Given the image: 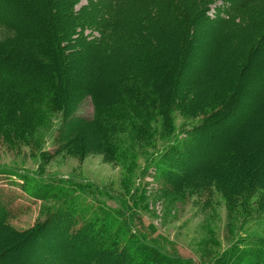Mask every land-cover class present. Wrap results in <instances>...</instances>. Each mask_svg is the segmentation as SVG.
I'll list each match as a JSON object with an SVG mask.
<instances>
[{"label":"rangeland","instance_id":"1","mask_svg":"<svg viewBox=\"0 0 264 264\" xmlns=\"http://www.w3.org/2000/svg\"><path fill=\"white\" fill-rule=\"evenodd\" d=\"M62 1L51 0L49 6L57 17L55 32L70 35L64 37L66 47L59 52L67 64L64 77L70 93L59 118L53 119L46 131L39 124L36 134L19 128L18 120L26 116L20 103L25 108L28 102L16 90L0 85V170L10 169L8 173L15 176L10 179L0 175V199L10 205L12 213L9 228L0 230V264H101L94 254L98 240L90 239L84 244L80 238L83 222L75 217L61 218L56 206L61 198L42 202L28 198L22 188L24 179L34 186H54L62 180L89 185L86 192L91 196L76 193L78 202L97 207L93 204L97 200L112 210L120 209L123 200L132 205L130 197L136 186L140 187L135 196L138 205L132 210L136 225L164 240L170 253L179 255L187 264H219L223 255L232 251H257L258 256L248 264H264V210L261 199L256 198L258 190L250 188L248 203L241 202L244 196L237 193L240 182L250 172L251 178H258L259 190L264 189V127L260 122L264 116V58L256 56L246 71L245 65L236 68L238 55L227 43L215 38L223 29V22L217 20L234 14L237 7L230 8L235 0H215L209 5L208 11L189 27L186 41L180 40L172 15L161 17L150 9L152 21L139 18L136 24H130L128 32L121 22L115 24L116 17H125L120 2L106 12L103 0H76L72 7ZM129 5L132 11V4ZM57 7L59 11H55ZM90 8L106 18L101 31L112 32L122 46L121 53L113 59L109 57L106 65L100 58L96 61L94 55L89 57L83 47L85 35L89 40L98 38L94 27L84 29L80 21ZM136 25L142 33L137 32ZM148 34L154 44H146L143 38ZM11 40L9 32L0 27V44ZM141 48L149 50L144 52ZM154 66L163 67V73L153 70ZM109 75L120 78L117 82L121 92L132 83L134 87L158 83L150 93L161 106H154V119L151 123L146 121L151 129L147 148L132 164L114 162L103 147V136L118 139L114 128L122 123L108 120L111 127L104 128L98 124L100 117L94 114V96L102 100L103 106L114 102L104 97L108 90L101 86L103 81H110ZM124 77L129 78L125 80L129 83L119 82ZM167 92L170 98H165ZM42 100L44 104L35 106L40 117L48 107V99ZM233 100L228 117L216 119L213 125L211 116L226 109ZM29 114L32 127L41 122L39 118L34 122ZM204 119L211 123L203 125L202 129H206L199 143L194 134L179 137L182 127L193 122L204 124ZM4 121L7 123L3 129ZM102 121L107 120L101 119V124ZM253 123L257 127L252 129ZM13 124L17 125L15 135L10 133ZM21 131L27 135H21ZM18 134L22 141L10 144L19 138ZM176 139L182 141L184 152L175 153L169 165L167 153ZM240 150L255 159L249 164V157L242 162ZM249 166L250 172H246ZM21 234L26 236L19 238ZM116 257L107 254L112 264H119Z\"/></svg>","mask_w":264,"mask_h":264},{"label":"trees","instance_id":"2","mask_svg":"<svg viewBox=\"0 0 264 264\" xmlns=\"http://www.w3.org/2000/svg\"><path fill=\"white\" fill-rule=\"evenodd\" d=\"M214 1L103 0L102 2L106 12H110L113 9V5L117 2L121 3V6L124 8L123 14L125 17L120 16L119 19L116 17L115 24L118 25L119 22L123 23H120V25L126 26L128 32L131 29L129 28L130 24H136L139 18L147 21L150 19V14L148 13L150 9L155 14H160L161 17L172 15L174 16L173 20L177 24L176 28L178 27L180 33V40L183 41L184 39L186 41L188 35H190L189 27L195 24V21L208 11L209 5ZM229 1L234 0H223V2ZM50 2L51 0H34L32 2L25 0H0V27L4 28L12 36L10 42L0 44V85L3 89L16 90L19 97L24 102H28V107L25 106V108L24 103H20L21 108L26 111V116L20 121L18 120L20 122L18 126L21 129H31V133L34 134H36L39 124L46 131V128L48 129L50 126V122L53 119L56 120V117L59 118L60 114L58 113L62 111L66 100L70 98V93L66 91L67 85L66 78L64 77L67 64L63 62L59 55L60 50L66 47L63 45L64 37L70 35L66 33L68 30L63 35L55 32L53 25L57 24V17L49 11ZM63 2L64 5L66 3L72 7L77 1L63 0ZM235 2L230 8L237 7L234 10V14L231 17H227V19L217 20L223 22V29L217 32L218 35H215V38L227 43L231 51L235 55H238L237 63L235 62L236 68L245 65L244 70L246 71L250 66L249 64H251L250 62L256 56L262 55L264 58V0H235ZM129 4H132V11L129 9ZM126 7H128L127 10ZM95 10L94 8H90V12L85 13L84 18L80 21L84 24V29L94 27L98 32V38L92 37L94 39L89 40L85 35L83 47L84 50L89 51V57L94 55V59H97L96 61L100 58L103 64L106 65L109 57L113 59L118 52L121 53L122 46H120L116 35L112 32L109 33L108 30L101 31V28L106 25V18L102 19L97 16ZM55 11H59L58 7ZM122 19L125 21H122ZM150 20L152 21V19ZM76 23H79V20ZM97 24L100 25L98 26ZM135 28L138 30V33H142V29H139L138 25ZM122 29L124 30V27ZM80 35L84 36L83 32ZM143 39H146V44L148 41L154 44V39L149 34L148 37ZM4 45L7 47H4ZM113 46L118 47V49H112ZM147 50L149 48H146L145 51L142 49L144 52H147ZM162 68L154 66L153 70L157 73L158 71L163 73ZM108 77H110V81H103L101 86H104L108 90L107 95L105 94L106 96L104 97H107L108 101L113 99L114 102L103 106L102 100L97 99L93 95L95 103L93 107L94 114L96 113L100 117L98 118V124L104 128L111 127L108 120L118 121L122 124L116 125L114 128V133L119 136L118 139L114 137V140H111L109 136H103V147L106 150L105 153L114 162L132 164L135 159L143 155L142 149L145 150L147 148L148 141L146 140L150 138L151 129L148 128L146 121L148 120L151 123L154 119L153 115L156 113L153 109L154 106H161L158 99L150 93L153 86L156 87L158 83L152 82L134 87V84L131 82L132 86L126 87L125 91L121 92L117 82L120 78L118 77L116 80L111 75ZM128 79L124 77V81L120 80L119 82L129 83V81H125ZM94 91H98V88H94ZM44 97L48 99V102H46L48 107L46 108L47 111H43L44 113L40 117V112L35 106L41 103L44 104L45 102L42 100ZM170 97L171 94L167 92L165 98ZM234 103L233 100L226 109L218 111L211 116L213 125L216 123V119L222 120L228 117L230 113L229 107L234 105ZM29 113L32 114L33 120L39 118L41 122L35 123V126L32 127ZM101 119L107 121H102L101 124ZM209 119H204V124L193 122L186 128L182 127L179 130L181 134L179 137L186 136L187 138L188 135L194 134L193 138H197L196 142L199 143L202 131L206 129H202L203 125L211 123L207 121ZM260 122H263L264 127V116L263 121L260 120ZM5 123L7 121L1 123L3 129ZM42 123H46L47 127L43 126ZM256 127L257 124L253 123L252 129ZM16 128L17 125L13 124L10 127V133L14 134V129ZM1 132L4 133V131ZM20 133L21 135L24 134V136L27 135L26 131H21ZM18 135L19 138L11 140L10 144H14L13 142L15 141H22V137H20V134ZM181 142L176 139L170 146L169 153H167L170 156V160L167 161L169 165L174 161L172 159L176 154L180 155L179 150L182 149L180 147ZM181 152L184 151L181 150ZM240 159H242V162L244 159H247V163L249 164L255 157L253 155L247 156L244 151L240 150ZM238 163L236 162V165ZM238 169L243 171L240 165ZM249 169L250 166L246 169V172H250ZM8 171L12 170L2 168L0 175L10 179L11 177H15L12 173H8ZM250 173L240 182V192L237 193L240 194V197L244 196V200L241 202L248 203V191L250 188L255 187L258 190L255 192L256 198L261 199L264 210V189L261 187L259 190L260 182L258 178H251L253 173ZM24 180L25 183L22 188L25 190V194L36 202L61 198V201H57L56 205L58 211L61 212V218L66 217L68 219L75 217L77 221L81 220L83 222L81 224L82 236L80 238L84 240V244L94 239L98 240L94 254L96 258L98 257L101 264H112L108 261L107 254H112L113 257L114 255L117 256L119 264H187L179 255L170 253L169 247L164 240L153 237L152 233H148L136 225L135 211L132 210L138 205L139 199L135 198V196L140 187L136 186L130 197L132 205L123 200L120 209L112 210L97 200L93 201V204L97 205V207L86 205L85 203L83 205L78 202L76 193H84L86 190L89 192V185L84 184L82 186L73 183L71 180H62L58 182L59 187L58 185L51 186L48 184L34 186L27 179ZM47 183L50 184L52 182L48 181ZM87 195L91 196L89 193ZM9 206L8 203L0 199V230L3 228L1 232H4L5 228H9L8 221L12 218ZM258 207H261V205ZM93 230L94 233L92 234L91 231L93 232ZM90 235L93 237H89ZM25 236L26 234H21L19 238H24ZM3 237L2 233L1 243ZM90 250H88V256L91 252ZM257 256V251H232L231 254L223 255L219 264H244L245 262L248 264L250 259Z\"/></svg>","mask_w":264,"mask_h":264}]
</instances>
